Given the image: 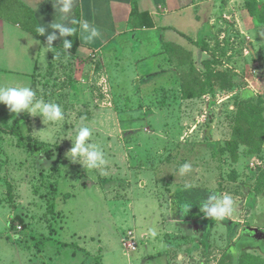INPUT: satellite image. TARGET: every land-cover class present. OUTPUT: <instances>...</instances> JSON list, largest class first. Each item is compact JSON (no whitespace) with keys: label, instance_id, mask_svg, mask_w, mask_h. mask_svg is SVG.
Returning a JSON list of instances; mask_svg holds the SVG:
<instances>
[{"label":"rangeland","instance_id":"1","mask_svg":"<svg viewBox=\"0 0 264 264\" xmlns=\"http://www.w3.org/2000/svg\"><path fill=\"white\" fill-rule=\"evenodd\" d=\"M248 1L189 52L162 43L145 74L51 53L31 89L64 119L28 113L25 141L0 126V264H264V0ZM84 126L100 168L72 161ZM211 195L231 215L206 217Z\"/></svg>","mask_w":264,"mask_h":264},{"label":"crops","instance_id":"2","mask_svg":"<svg viewBox=\"0 0 264 264\" xmlns=\"http://www.w3.org/2000/svg\"><path fill=\"white\" fill-rule=\"evenodd\" d=\"M233 1L71 0L70 11L63 13V0H0V86L31 88L33 76L46 71L54 50L78 60L91 61L99 56L107 61L123 60L145 74L153 65L149 58L168 57L166 50L172 46L189 52L195 49L192 44L214 32L222 23L221 17L233 18ZM77 12L78 47L71 55L59 49L65 37L55 25L71 29ZM40 28L45 29L44 34ZM93 30L97 34L86 40ZM53 32L57 39L49 45L46 36ZM141 35L156 39L131 41ZM162 43L164 55L156 56ZM9 117L7 106L0 104L1 127H7L2 121L8 119L12 127L14 117Z\"/></svg>","mask_w":264,"mask_h":264},{"label":"clouds","instance_id":"3","mask_svg":"<svg viewBox=\"0 0 264 264\" xmlns=\"http://www.w3.org/2000/svg\"><path fill=\"white\" fill-rule=\"evenodd\" d=\"M59 2V0H58ZM71 9V0H63V5L60 11L68 13ZM87 27V26H85ZM61 37L71 35L72 29L57 24L55 25ZM41 34H44L45 29L40 28ZM97 33L92 31L91 35L86 36V40H91ZM48 44L57 39L55 32L46 36ZM63 45L66 49L71 48L72 42L68 39L63 40ZM0 104L7 106L9 112L20 114L28 112L32 116L39 115L42 120L49 122H58L64 119L63 111L59 104L55 102H45L43 99L36 98V92L29 87H5L0 86ZM92 136V130L89 127H80L75 135L72 147L69 150L73 162H79L86 169H97L105 164L104 153L94 143H89ZM50 136H41L42 141L50 140ZM191 165L184 163L179 167L181 175L190 172ZM210 204V206H209ZM200 211L206 217H211L215 220H223L231 215L233 211V200L230 196L225 195L222 199L215 196H209L207 202L200 205ZM150 235L155 238L157 233L155 230H150Z\"/></svg>","mask_w":264,"mask_h":264},{"label":"trees","instance_id":"4","mask_svg":"<svg viewBox=\"0 0 264 264\" xmlns=\"http://www.w3.org/2000/svg\"><path fill=\"white\" fill-rule=\"evenodd\" d=\"M251 16H253V15H251ZM71 29L73 30L71 35H69V36L64 38V39H68V40H70L72 42L71 48L66 49L64 47L63 41H62V43L59 46V49H61L65 53L74 55L75 52H76V49L78 47V30H79V13L78 12L76 13V20H75L73 26L71 27ZM188 41H190V40H188ZM192 43H194V42H192ZM27 115H28L27 112H22L20 114H16V117L14 119V123H13V125L11 127V130H10L11 134L13 136H15L17 138V140H19V141H25V140H23L24 138L22 137L21 126L26 122ZM26 140H27L26 141V147L31 152H40L42 147H43V149L45 147L43 143H39V142H38V144L36 143L35 145L32 144L33 141H32V139L30 137H28ZM51 154H52L51 152H48V151L45 152L46 157L50 158ZM257 231L258 230H254V231H251V232L250 231H245V232H250V233L254 234V236H255ZM254 259L257 260V261H261L259 258H255L254 257Z\"/></svg>","mask_w":264,"mask_h":264},{"label":"built area","instance_id":"5","mask_svg":"<svg viewBox=\"0 0 264 264\" xmlns=\"http://www.w3.org/2000/svg\"><path fill=\"white\" fill-rule=\"evenodd\" d=\"M129 245H130V248H132L133 250L136 249V248H135V243H134V242H131Z\"/></svg>","mask_w":264,"mask_h":264},{"label":"water","instance_id":"6","mask_svg":"<svg viewBox=\"0 0 264 264\" xmlns=\"http://www.w3.org/2000/svg\"><path fill=\"white\" fill-rule=\"evenodd\" d=\"M255 229H251V228H246V229H244V231H254Z\"/></svg>","mask_w":264,"mask_h":264}]
</instances>
